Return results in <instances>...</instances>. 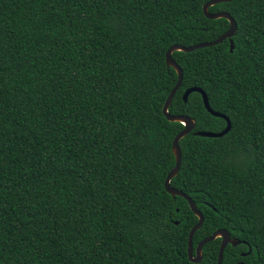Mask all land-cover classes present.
Returning a JSON list of instances; mask_svg holds the SVG:
<instances>
[{
	"label": "trees",
	"instance_id": "16d2710c",
	"mask_svg": "<svg viewBox=\"0 0 264 264\" xmlns=\"http://www.w3.org/2000/svg\"><path fill=\"white\" fill-rule=\"evenodd\" d=\"M208 1L0 0V264H216L219 239L188 260L197 217L164 189L183 129L162 114L177 82L165 52L227 31ZM219 11L236 22L232 52L172 54L168 112L195 128L170 185L203 215L193 249L224 229L246 244L221 264H264V0ZM189 88L227 134L194 135L226 123L198 93L184 103Z\"/></svg>",
	"mask_w": 264,
	"mask_h": 264
},
{
	"label": "water",
	"instance_id": "95a60500",
	"mask_svg": "<svg viewBox=\"0 0 264 264\" xmlns=\"http://www.w3.org/2000/svg\"><path fill=\"white\" fill-rule=\"evenodd\" d=\"M231 1H233V0H210V1L206 2L202 7L203 15L205 16L206 19H208V20L225 19L229 23V27H228L227 31L225 33H223L220 37H218L214 41L200 43V44L190 46V47H183L181 45H172L165 52L166 66L169 68H172L175 71V73L177 75V82H176L175 86L173 87V89L171 90V92L169 93V95H168V97H167V99H166V101L162 107V114L167 121L172 122V123L181 124L183 126V129L177 135H175V137L173 138V141H172L171 152H172V155L174 156L175 163H174L173 168L170 170V172L167 174V176L165 178L164 189L173 198H175V197L183 198L188 203L189 208L191 209L193 214L197 217V223L189 231L188 242H187V244H188L187 258L192 263H199L202 260V249H203L204 245H206L207 243L214 241L216 239H220V246H219V250H218V256H217L216 264H221L223 252H224L225 248L227 247V245H231L232 247H236L237 245H240V244H246V243L241 242L239 240L231 239L229 232H227L224 229H219V230H216L215 232H213L209 237L200 241L197 244L196 248L193 249L192 238H193V235L195 234V232L197 230H199L203 224V215L201 214L200 211H198L196 209V206L192 202L190 197H188L185 193L175 189L174 187H172L170 185L171 180L178 174L179 169H180V165H181V150L179 147V141L182 138H184L185 136H187L189 133H191L193 131V129L195 128V121L193 119H191L187 116H184V115H170L168 112L170 104L172 102V99H173L175 93L177 92V90L179 89V87L181 86L182 76H183L182 70L177 65V63L173 60L172 54L174 52L190 53V52H193L197 49L207 48V47H212V46L218 45L225 40H228L229 51L232 52L234 49L232 37H234L235 33H236V22H235V20L226 11H219V12H215V13L209 12L210 7H213L214 5L221 4V3H228ZM191 93L200 94V96L202 98L203 106L206 109V111L214 117L223 119L226 123L225 128L218 133L207 132V131H197L194 133V135L199 136V137H206V138H220V137L224 136L225 134H227L231 128L230 120L225 115L217 113L210 108L207 96L203 90H201L199 88L187 89L182 96L184 103H186L188 96ZM249 251L246 254H242L241 256L244 257V256L248 255ZM239 264H244V263H239Z\"/></svg>",
	"mask_w": 264,
	"mask_h": 264
},
{
	"label": "flooded vegetation",
	"instance_id": "af4514ba",
	"mask_svg": "<svg viewBox=\"0 0 264 264\" xmlns=\"http://www.w3.org/2000/svg\"><path fill=\"white\" fill-rule=\"evenodd\" d=\"M232 239V238H231ZM220 240V239H219ZM242 242V241H241ZM245 243V242H244ZM219 246H220V241H219ZM227 246H229V245H227ZM231 246V245H230ZM238 246V245H237ZM226 249V248H225ZM248 252V251H247ZM246 252V253H247ZM246 253H240V255H242V254H246ZM239 263H242V262H239ZM239 263H237V264H239Z\"/></svg>",
	"mask_w": 264,
	"mask_h": 264
}]
</instances>
